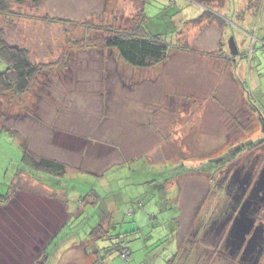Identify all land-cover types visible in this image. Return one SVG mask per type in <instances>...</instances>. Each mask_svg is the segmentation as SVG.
<instances>
[{"label": "rangeland", "instance_id": "rangeland-1", "mask_svg": "<svg viewBox=\"0 0 264 264\" xmlns=\"http://www.w3.org/2000/svg\"><path fill=\"white\" fill-rule=\"evenodd\" d=\"M250 4L44 0L13 3L11 14L0 15L6 37L27 47L31 60L50 70L45 88L33 89L21 102L0 94V127L19 131L18 140L0 133V193H13L0 205V264H39L69 210L76 214L84 209L82 198L100 199L103 209L116 196L121 198L111 204L105 224L111 212V220L118 221L112 231L136 230L127 236L132 253L126 260L113 250L100 264H166L178 244L184 254L194 250L186 262L223 264L216 246L219 222L212 221L230 203V195L220 198L212 185L222 170L236 167L229 160L234 148L264 135L259 119L264 116V7L252 9ZM143 5L144 32L159 34L170 49L168 61L148 70L129 66L105 45L109 29L129 30L141 21ZM210 9L227 20L223 30L207 17L190 22ZM221 48L229 59L220 57ZM18 141L38 158L64 161L65 176L24 172L19 178ZM258 148L239 158L250 164L247 172L253 171V158L264 145ZM207 162L219 166L214 175L199 173L209 171ZM170 173L173 178L167 180ZM93 215L89 219L84 212L73 219L49 250L48 264H94L96 247L85 242L100 217L96 210ZM251 220L263 237L264 223ZM195 228L208 231L206 243L192 236ZM69 231L76 241L68 238ZM259 260L264 264V251Z\"/></svg>", "mask_w": 264, "mask_h": 264}, {"label": "trees", "instance_id": "trees-1", "mask_svg": "<svg viewBox=\"0 0 264 264\" xmlns=\"http://www.w3.org/2000/svg\"><path fill=\"white\" fill-rule=\"evenodd\" d=\"M29 1L39 3L44 0H0V15L7 16L11 14V6L13 5V3L24 4ZM250 3V7L252 9H261L264 7V3L262 0H250ZM213 11L214 9L204 10L202 12V16L194 18L190 22L196 24L197 22H202L204 17H207L210 21L215 20L219 29L223 30L224 26L227 25V20L223 19L220 16L214 15ZM45 18L47 21L52 23H59L63 21V19L61 18H52L46 16ZM146 18L147 16L145 14L143 5V9L138 17V20H141L140 22L135 21L136 23H134L129 30L121 28L114 30L109 29V33L108 35H106L105 39V45L108 49H110L111 51H115L124 63L140 70H148L160 65L161 63H165L166 61H168L170 53L168 43L159 34H150L144 32L143 25L146 21ZM7 37L4 29L0 27V63H2L4 66L2 69H0V94H9L10 98L16 99L18 102H21L22 100H24L25 96L32 92L33 89L34 91H39L40 89L45 88V86L47 85L45 82H48V79L50 78V70H46L41 64L34 63L30 58V54L27 47L15 41L12 42ZM68 55L66 56V59L63 60L66 64L69 63ZM220 55V57L226 56V59H229V55L223 53L222 48ZM42 84H44L45 86H42ZM243 86L244 89H246V83H244ZM38 93L37 95L39 96L40 94ZM261 116L264 117L263 115ZM259 119L261 122L264 121V118ZM239 125L241 126V128L239 129L244 131L245 129L243 127V124L240 123ZM1 132H7L9 135L14 137L15 140H18L19 131L11 129L9 126H6L4 124L1 125L0 133ZM253 144L255 145V143ZM253 144L242 146V149L245 150V148L248 149L250 147H253ZM18 145L21 151L20 164H22V166L19 165V168L17 169L15 175L19 174V178L21 177V173L24 172L32 176V172L43 173L56 178L63 177L67 173L68 165L64 161L45 156H41L38 158L36 157L35 153L30 150L28 145L19 141ZM239 148L237 147V149ZM240 151L241 150L237 152L239 153ZM205 165H207L209 171L203 170V172L199 173H210L211 175H214L215 171L219 167L214 166V168L209 162L205 163ZM185 167L186 166H184V168ZM192 170H197L198 172L197 167H193ZM192 170H187L186 172H192ZM172 175L173 173L167 174L166 179H172ZM12 195L13 193L11 189L6 191L5 193H0V205H5L6 203H8L12 198ZM120 198V196H116V198L112 200L111 204L117 205L119 203ZM87 199L88 201H85L86 198H82L80 202L81 205H83L84 209H82L79 213L76 214H73L72 211H70V215L68 216L67 220H65V222L60 225L57 233H55L51 238H49L45 247L42 250V253L45 255V257L42 258L39 264H48L51 256V253L49 254L48 252L53 247V243L58 239V236H60V234L65 230L67 226L73 224V219L77 215L85 212V214L87 215L85 217H88L89 219H94L93 213L95 212V210L100 217L97 218L98 220L93 223L94 226L90 227L91 230L87 233V238L85 239V242L88 241L90 242V244L92 242L96 247L95 252H91L92 256L95 255L92 263L100 264L101 262H104L106 256L110 254L113 250L120 251V254L124 259L130 260L132 251L128 245V242L130 241L128 237L132 236L136 230L130 229L128 231L119 233L112 231L114 228H116V222L118 221H114V219L111 220V212L110 220L107 224L108 226H106L105 224L106 218L109 216L108 211H110L111 209V204L110 207L102 209L100 208L101 206H99L100 199H96V197ZM87 203H91L94 205L88 210L85 208V205ZM72 227L73 226H71V229ZM67 234L68 238L72 237L73 239H75L76 237L75 235H73V231H69ZM177 246V252L174 253L172 257H170L166 264H187L185 262L184 249H182V251H179V244Z\"/></svg>", "mask_w": 264, "mask_h": 264}, {"label": "flooded vegetation", "instance_id": "flooded-vegetation-1", "mask_svg": "<svg viewBox=\"0 0 264 264\" xmlns=\"http://www.w3.org/2000/svg\"><path fill=\"white\" fill-rule=\"evenodd\" d=\"M260 123L264 127V121ZM254 143L255 145L252 143L254 145L253 147L248 149L245 148V150H253L254 152L256 149H259L258 147L263 146L264 135L260 139H256ZM234 149L233 155L232 152L231 154L229 153V160L232 157L231 160L236 162V167L234 170H232V168H228L225 171L222 170V175L217 179L216 185L215 181L212 185V187L215 186L214 188H216V191L214 192L217 195L220 194V198L225 197V195L228 194L230 195V203H226L222 210H220L218 218L213 219L212 221L213 223L217 224L219 222L217 225V231L220 232L217 234V251H219L220 255L219 260L224 259L223 264H259L260 256L264 251V236L261 237V234H258L259 230H255V226L253 227V225L250 226L247 233H244L241 236L237 233L235 235L233 230V220L237 217H242L243 220H246V218L252 219V217H254L256 224L264 223V219L259 218L261 214L264 215V186H258L257 182L261 176L259 175L260 177H258L256 175L257 169L261 168L262 164L264 163V155H262V151H260L257 156L253 158L255 160L252 163L253 171L251 170L247 172L248 169H251L250 164L243 163V158L239 159L243 156L242 153H244L245 150L241 148V151L238 153L237 151H239V149H237V147ZM262 153L264 154V151ZM261 155L263 157L260 161V164L256 165V162ZM249 158L250 157L247 159ZM239 160L242 161V164H239ZM263 168H261V170H263ZM262 174L263 173L261 172V175ZM256 176L258 177V180L254 181L252 178L254 177L255 179ZM228 182L230 183L227 184ZM223 193L225 195L221 196ZM226 232H228L227 235ZM207 233L208 231L206 230H201L200 232L198 228H195V232L192 236L198 239V242L205 241L206 243V237L208 236ZM253 234L255 236L259 235V237L254 241L251 240L253 238ZM207 244H209V242H207ZM191 253L193 255L194 250L191 249L187 251L186 254H184L185 262L189 258L187 254L191 255ZM228 257H231V259L234 260H231ZM186 263L191 264L189 262Z\"/></svg>", "mask_w": 264, "mask_h": 264}, {"label": "water", "instance_id": "water-1", "mask_svg": "<svg viewBox=\"0 0 264 264\" xmlns=\"http://www.w3.org/2000/svg\"><path fill=\"white\" fill-rule=\"evenodd\" d=\"M258 186H264V172L263 174L261 175L259 181L257 182ZM246 221V222H245ZM252 220L251 218H246V220H243L242 217H237L235 219V222H234V225H233V230H234V233L236 235L239 234L240 236L243 235L244 233H247L248 232V229L250 227V225L252 224ZM259 236H255L251 239V240H255L257 239Z\"/></svg>", "mask_w": 264, "mask_h": 264}, {"label": "crops", "instance_id": "crops-1", "mask_svg": "<svg viewBox=\"0 0 264 264\" xmlns=\"http://www.w3.org/2000/svg\"><path fill=\"white\" fill-rule=\"evenodd\" d=\"M224 1V0H223ZM220 8H222V7H220ZM219 39H222V35L219 37ZM219 45V44H218ZM223 49V48H222ZM223 53H226V51L223 49ZM225 57V56H224ZM229 57V56H228ZM222 58V57H221ZM192 66V64H190V65H188V68H190ZM225 70V69H224ZM195 97H196V95H195ZM196 101L198 100V98H196L195 99ZM54 191H56L55 189H53ZM69 207V206H68ZM69 211H71V210H69ZM109 212V211H108ZM70 215V214H69ZM68 215V216H69ZM75 239H76V237H75ZM75 239H73V242L74 241H76ZM86 252H87V249H86Z\"/></svg>", "mask_w": 264, "mask_h": 264}, {"label": "bare ground", "instance_id": "bare-ground-1", "mask_svg": "<svg viewBox=\"0 0 264 264\" xmlns=\"http://www.w3.org/2000/svg\"><path fill=\"white\" fill-rule=\"evenodd\" d=\"M246 222V221H245Z\"/></svg>", "mask_w": 264, "mask_h": 264}]
</instances>
